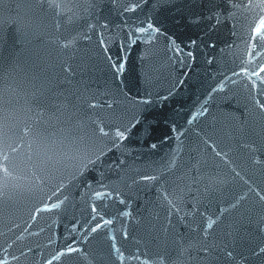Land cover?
<instances>
[{"label": "water", "instance_id": "obj_1", "mask_svg": "<svg viewBox=\"0 0 264 264\" xmlns=\"http://www.w3.org/2000/svg\"><path fill=\"white\" fill-rule=\"evenodd\" d=\"M261 19L0 0V264H264Z\"/></svg>", "mask_w": 264, "mask_h": 264}, {"label": "snow or ice", "instance_id": "obj_2", "mask_svg": "<svg viewBox=\"0 0 264 264\" xmlns=\"http://www.w3.org/2000/svg\"><path fill=\"white\" fill-rule=\"evenodd\" d=\"M133 10H134V9H133ZM152 27H153V26H152L151 24L148 25V28H152ZM262 29H264V19H261V20L259 21V25H258L257 27L254 28V33H253L252 39H255L257 36H259L260 39L264 40V35H261ZM140 31H145V29L142 28V29H140ZM157 31H158V30H157ZM120 68H121V70H122L123 66L121 65ZM260 72H264V67H261V68H260ZM254 74L258 75V73H254ZM260 106H261L262 108H264V103H262ZM101 131H103V129H101ZM118 135H121V136H122L123 133H118ZM5 159H7V157H5ZM97 227H99V225H97ZM208 227L211 228V227H212V224H209ZM92 230L95 231L96 229L93 228ZM75 251H76V249H75V248H72V247H69V248L67 249V252H68V253H72V252H75ZM261 251H264V249H262ZM62 254H63V253H62ZM229 255H231V254L229 253Z\"/></svg>", "mask_w": 264, "mask_h": 264}]
</instances>
